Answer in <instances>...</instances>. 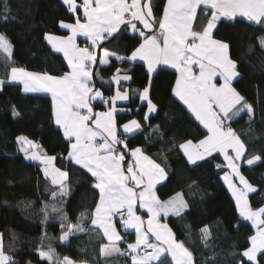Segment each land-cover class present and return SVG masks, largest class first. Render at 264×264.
Returning a JSON list of instances; mask_svg holds the SVG:
<instances>
[{"label": "snow or ice", "instance_id": "obj_1", "mask_svg": "<svg viewBox=\"0 0 264 264\" xmlns=\"http://www.w3.org/2000/svg\"><path fill=\"white\" fill-rule=\"evenodd\" d=\"M62 3L70 13L82 11V17L77 15L74 23L59 22L70 35L45 33L44 39L54 52L63 54L67 70L63 75H51L13 66L8 80L20 83L24 93L50 94L53 121L67 144L64 159L90 175L91 189L98 195L90 219L91 230H101L108 241L100 248L101 256L128 255L131 264H163V258L168 256L170 264H193L192 253L175 238L168 224L162 222L170 214L181 216L188 208L183 194L177 192L163 201L156 195V185L167 180L166 169L141 147H128V136L141 128V122L132 119L120 124L116 118L118 111H125L118 110L116 102L128 101L129 90H117L106 97L95 86L94 77L99 78V71L94 66H107L114 58L121 64L139 60L146 67L147 83L131 92L141 102L138 107L146 106L144 123H149L152 134L161 137L159 126L150 125L152 114L158 113V105L151 98V86L155 75L164 68L175 70L172 94L206 130L197 142L188 139L180 143L179 150L190 165L214 158L213 154L223 156L225 164H218L217 168L230 170L224 172L222 179L235 200L239 216L251 222L256 230L249 237L250 247L241 255L251 264H257V255H264V206H250L248 194L256 189L240 171L246 143L230 123L245 113L251 121L254 109L233 86L240 75L238 65L230 57V44L216 39L214 29L222 20L242 17L264 30V0H161L160 3L156 0H131L130 3L128 0H82L79 5L77 0H62ZM8 12L7 0H4L5 18ZM129 30L137 39V45L126 50L130 54L121 56L104 48L105 40ZM78 36L85 37V47L77 45ZM257 39L264 49V36ZM97 49H103L102 54ZM0 53L6 61L13 55V46L3 34H0ZM128 71L124 69L125 74L121 75V69L117 68L106 83L120 85L131 81ZM3 83L0 80V85ZM94 101L104 104L106 109L95 111ZM13 115H18L14 106ZM17 143L25 159L38 161L45 177L51 178L52 185H58V190L51 192V198L58 200L67 196L68 172L53 166L57 157L47 155L27 137H17ZM261 159V155H253L244 162L252 166ZM234 180L243 187L238 188ZM140 209L146 212V220L137 214ZM52 211L60 215V241L89 231L83 223L65 224L67 217L55 206ZM117 216L119 221L115 219ZM117 224L125 233L129 229L135 231V241L127 243L124 251L118 246L124 238ZM200 231L207 246L208 227ZM37 254L48 264H73L68 257L62 261L55 259L51 246L48 251L37 249ZM0 264H15L13 257L5 252L2 240Z\"/></svg>", "mask_w": 264, "mask_h": 264}, {"label": "trees", "instance_id": "obj_2", "mask_svg": "<svg viewBox=\"0 0 264 264\" xmlns=\"http://www.w3.org/2000/svg\"><path fill=\"white\" fill-rule=\"evenodd\" d=\"M160 3L161 0H156ZM4 0H0V34L6 36L13 46V55L6 61L0 53V79L6 78L11 67H24L36 73L63 75L67 64L63 57L52 52L47 45L45 33L63 35L59 22H73L77 15L70 13L62 0H7L9 12L2 14ZM159 14V13H158ZM206 21H204L205 23ZM195 27V22H194ZM215 38L230 44V57L237 62L239 76L233 86L254 109L250 121L242 114L234 122L233 129L241 134L246 143V155L240 162L241 174L256 189L249 193L253 208L264 206V49L258 37L264 36L262 27L244 19L221 21L214 30ZM104 48L119 55L137 45L131 31L115 34L103 42ZM99 78L95 86L105 95L113 92L110 81L116 69L132 80L120 85L129 90L130 99L119 109L120 124L132 119L141 122V128L130 134L128 147H141L145 154L160 163L167 171V180L157 188L161 198L182 193L188 208L181 216L170 215L164 221L178 241L192 253L193 264H251L241 255L250 247L249 237L254 234L251 222L243 220L233 198L225 186L221 155L190 165L179 150V144L191 139L197 142L206 132L190 117L186 107L172 94L175 71L164 68L155 75L151 86V98L158 105V113L152 114L150 125L159 126L163 133L152 134L149 123H144L146 106L141 105L131 90L141 89L147 83L146 67L140 62L123 63L110 60L109 65H96ZM95 111L105 110L102 103H94ZM13 106L18 115H13ZM27 137L36 142L50 156H56L54 165L68 172L69 193L62 199L53 200L51 192L58 190L41 170L38 162L25 159L18 149L17 137ZM175 145V146H174ZM67 144L57 130L52 118V101L49 96L26 94L18 83H5L0 89V235L4 250L13 257L15 264H48L42 261L37 249L55 252V259L68 257L74 264H131L123 255L102 257L100 248L107 241L99 229L91 230V213L98 195L91 189L90 175L64 157ZM253 155L262 159L252 166L244 161ZM239 187L238 180H234ZM55 206L67 219L65 224L83 223L87 233H77L67 241L62 235L60 215L53 212ZM45 212L48 218L45 219ZM208 227L207 246L201 239V229ZM119 228V226H118ZM64 230H67L65 228ZM120 230V229H119ZM126 242L133 241V233L123 232ZM15 237V239H13ZM124 248V243L120 245ZM171 258H163L170 264ZM257 264H264V255H257Z\"/></svg>", "mask_w": 264, "mask_h": 264}, {"label": "crops", "instance_id": "obj_3", "mask_svg": "<svg viewBox=\"0 0 264 264\" xmlns=\"http://www.w3.org/2000/svg\"><path fill=\"white\" fill-rule=\"evenodd\" d=\"M128 2L130 3L131 2V0H128ZM80 3H82V0H77V4L79 5ZM75 15H79V16H81L82 17V11L81 12H79L78 14H76V13H74ZM235 19H244V18H242V17H236ZM245 20V19H244ZM222 21H229V20H222ZM233 21V20H232ZM75 21H73V22H69V23H74ZM206 23V22H205ZM62 29V28H61ZM63 31H64V34L63 35H56V36H62V37H64V36H67V35H70V33H69V31L67 30V29H62ZM215 30V29H214ZM46 41V40H45ZM46 43H47V45L50 47V49L52 50V52H54L53 51V49H52V47H51V45H49L48 44V42L46 41ZM77 45L79 46V47H85L86 46V43H85V37H83V36H78L77 37ZM102 51H103V49H100L99 51H97V53L98 54H102ZM54 53H56V54H59V55H61L62 57H63V54L62 53H57V52H54ZM64 59V58H63ZM65 61V60H64ZM134 62H140V63H142L143 64V62L142 61H139V60H137V61H134ZM65 63H66V61H65ZM98 65V64H97ZM96 66V65H95ZM95 66H94V68H95ZM102 66H104V65H102ZM169 69H171V68H169ZM10 70L11 69H9L8 70V72H7V75H6V78H3V79H1V80H3L4 81V83L2 84V85H4L5 84V82H10L9 80H8V75H9V73H10ZM172 70H174V69H172ZM175 71V70H174ZM115 75V74H114ZM121 75H123V74H121ZM130 82V81H129ZM129 82H122L120 85H122V84H128ZM10 83H18V82H10ZM18 84H20V83H18ZM112 84V86H113V92H112V95H114L115 94V92L117 91V90H122L121 88H120V85H116L114 82L113 83H111ZM2 85H0V89H1V87H2ZM21 85V84H20ZM21 89H22V85H21ZM23 91V90H22ZM26 94H34V95H45V96H49L50 98H51V96H50V94H48V93H44V92H37V93H26ZM111 95V96H112ZM127 101H117L116 102V107H117V109L120 107V106H122V105H124L125 103H126ZM95 103H99V102H95ZM154 114V113H153ZM55 124V123H54ZM56 126V125H55ZM57 127V126H56ZM121 132H122V129L120 130ZM137 132V131H136ZM195 143V142H194ZM122 147V146H121ZM20 148V145L18 144V149ZM182 152V151H181ZM22 155H24L22 152H20ZM183 154V153H182ZM222 156V155H221ZM185 157V156H184ZM223 157V156H222ZM130 158V157H129ZM185 159L187 160V158L185 157ZM35 162H38V161H35ZM198 162V161H197ZM39 163V162H38ZM53 165H54V163H53ZM55 166V165H54ZM78 166V165H77ZM42 165H41V169H42ZM227 171H230L229 169H227ZM42 173H43V171H42ZM43 175H44V173H43ZM45 176V175H44ZM47 179H49L50 180V182H51V179L48 177ZM223 180V179H222ZM166 181V180H165ZM165 181H163V182H161L160 184H157L156 185V195L163 201V200H167V199H169V197H171V196H174L176 193H174L173 195H170V196H168V197H166V198H161L160 196H159V194L157 193V188L160 186V185H162ZM224 182V181H223ZM225 184V183H224ZM236 184V183H235ZM237 185V184H236ZM56 186H58V185H56ZM225 186L227 187V185L225 184ZM237 187L238 188H242L243 186L241 185L240 187L237 185ZM227 189H228V187H227ZM228 191H229V189H228ZM229 193H230V195H231V192L229 191ZM231 197H232V195H231ZM233 198V197H232ZM233 200H234V198H233ZM234 203H235V200H234ZM140 214L141 215H143V216H147V214H145V211H143L142 209H140ZM145 214V215H144ZM171 215V214H170ZM169 215V216H170ZM162 222H164V223H166L164 220H162ZM169 227V226H168ZM117 229H118V231L120 232V230H119V228H118V225H117ZM101 231V230H100ZM102 232V231H101ZM128 232H132L133 233V241H131V242H126V240H125V238H124V236L122 235V233H121V235L123 236V238H124V242H120L119 243V247H120V245L122 244V243H124V248L122 249L121 247V250H124L126 247H127V243H132V242H134V240H135V231H134V229H129L128 230ZM102 234H103V232H102ZM106 239V238H105ZM0 240H2V238H1V235H0ZM106 241H107V239H106ZM107 243H108V241H107ZM106 243V244H107ZM114 255H117V254H114ZM113 255V256H114ZM112 257V256H111ZM245 259H247L246 257H245ZM74 264V263H73Z\"/></svg>", "mask_w": 264, "mask_h": 264}, {"label": "built area", "instance_id": "obj_4", "mask_svg": "<svg viewBox=\"0 0 264 264\" xmlns=\"http://www.w3.org/2000/svg\"><path fill=\"white\" fill-rule=\"evenodd\" d=\"M106 97H109V96H106ZM104 105V104H103ZM117 221H119V217L117 216L116 218H115ZM118 226H119V229L120 230H124V228L121 226V225H119V224H117ZM127 249V247L124 249V250H126ZM124 250H122V251H124ZM142 251V250H141ZM124 257H126V258H129L130 260H131V257L130 256H128V255H123Z\"/></svg>", "mask_w": 264, "mask_h": 264}, {"label": "rangeland", "instance_id": "obj_5", "mask_svg": "<svg viewBox=\"0 0 264 264\" xmlns=\"http://www.w3.org/2000/svg\"><path fill=\"white\" fill-rule=\"evenodd\" d=\"M0 80H1V79H0ZM5 83H8V82H5ZM95 102H96V101H94L93 103H95ZM105 109H106V108H105ZM31 141H32V140H31ZM33 142H34V141H33ZM34 143H36V142H34ZM36 144H37V143H36ZM54 162H55V160L53 161V163H54ZM53 166H54V165H53ZM54 167H56V166H54ZM49 178H50V177H49ZM50 179H51V178H50ZM143 211H144V210H143ZM140 212H141V211L138 210L137 214H138V215H141ZM145 214H146V212H145ZM145 214H144V215H145ZM144 219L146 220V219H147V216H146V217L144 216ZM255 231H256V230L254 229V234H255ZM123 232H125V230H124ZM254 234H253V235H254ZM134 241H135V240H134ZM118 245H119V244H118ZM246 260H247V259H246ZM247 261H248V260H247Z\"/></svg>", "mask_w": 264, "mask_h": 264}, {"label": "water", "instance_id": "obj_6", "mask_svg": "<svg viewBox=\"0 0 264 264\" xmlns=\"http://www.w3.org/2000/svg\"><path fill=\"white\" fill-rule=\"evenodd\" d=\"M100 49H97V51H99Z\"/></svg>", "mask_w": 264, "mask_h": 264}]
</instances>
